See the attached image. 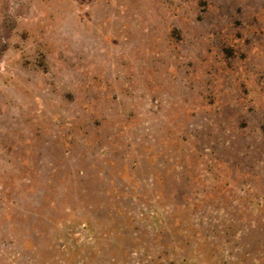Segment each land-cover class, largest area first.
Here are the masks:
<instances>
[{
	"label": "rangeland",
	"instance_id": "rangeland-1",
	"mask_svg": "<svg viewBox=\"0 0 264 264\" xmlns=\"http://www.w3.org/2000/svg\"><path fill=\"white\" fill-rule=\"evenodd\" d=\"M259 122L264 0H0V264H264Z\"/></svg>",
	"mask_w": 264,
	"mask_h": 264
},
{
	"label": "trees",
	"instance_id": "trees-1",
	"mask_svg": "<svg viewBox=\"0 0 264 264\" xmlns=\"http://www.w3.org/2000/svg\"><path fill=\"white\" fill-rule=\"evenodd\" d=\"M258 128L260 129V133H261V137L258 138V140H260V142L262 144H264V122H259L258 124ZM239 139H241L243 141L242 144V148L244 149L245 152H247V149L251 148L252 146L249 144V142H252V136H250L247 133H242V134H238L237 135ZM254 145V144H253ZM212 151V150H211ZM236 161L234 162V164H239L240 163V158H241V154H235ZM258 158H254L253 160H251L252 163H257ZM248 161V160H247ZM244 162V161H243ZM234 165V166H235ZM251 166V165H250ZM252 169H255L254 166L250 167Z\"/></svg>",
	"mask_w": 264,
	"mask_h": 264
}]
</instances>
